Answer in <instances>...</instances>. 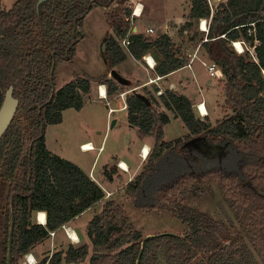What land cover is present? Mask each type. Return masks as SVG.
Here are the masks:
<instances>
[{
    "label": "trees",
    "instance_id": "obj_1",
    "mask_svg": "<svg viewBox=\"0 0 264 264\" xmlns=\"http://www.w3.org/2000/svg\"><path fill=\"white\" fill-rule=\"evenodd\" d=\"M122 1L47 0L38 6V0H16L6 8L0 0V106L11 85L19 99L17 113L0 139V177L10 182L0 264H8L13 218L12 264H19L22 256L51 236L50 231L106 197L104 188L79 164L49 149L46 128L61 123L66 109L81 110L95 79L77 75L56 88L57 63L76 55L84 19L94 6ZM189 1L190 12L180 33L193 31L189 40L200 42L210 61L222 69L233 112L213 125L196 116L188 96L170 87L158 97V84L142 90H133L141 83L129 87L128 122L144 135L154 136L155 148L143 171L127 183L126 193L140 209H167L187 227L183 235L148 239L140 264H264V0ZM119 18L113 22L114 33L104 38L108 70L129 53L139 60L153 54L154 70L160 76L189 63L184 46L168 33L135 32L125 51L119 39L126 35L129 23ZM204 18L210 21L208 32L199 31ZM238 39L247 42L253 53H238L232 45ZM103 82L110 96L126 86L106 75ZM162 105L183 120L188 134L165 140L171 117L159 110ZM196 136L225 145L224 155L219 158L187 146ZM165 160L172 161L167 162L169 167ZM197 184L205 189L217 185L232 201L235 220L217 219L185 202V195L198 189ZM39 211L46 212V224L32 222ZM86 232L93 249L90 264H136L145 236L133 228L124 204L108 199ZM89 252L88 243L70 244L40 264L82 263Z\"/></svg>",
    "mask_w": 264,
    "mask_h": 264
},
{
    "label": "rangeland",
    "instance_id": "obj_2",
    "mask_svg": "<svg viewBox=\"0 0 264 264\" xmlns=\"http://www.w3.org/2000/svg\"><path fill=\"white\" fill-rule=\"evenodd\" d=\"M16 0H3V5L6 8H10ZM145 2V10L141 18L135 20V26H137V32L142 31L147 35L158 36L163 33H168L174 39L177 45H183L184 54L188 57L196 58L204 57V63L206 70L207 65L211 62L205 53L204 48L200 42L189 40L193 31H187L184 34L180 33L181 25L187 20L189 14V0H143ZM220 0H211L212 4L217 3ZM122 5L115 3L114 5L94 6L92 10L86 15L84 19V33L82 39L77 45L76 55L72 60L61 59L56 65L55 83L56 88L63 86L65 83L71 81L77 75H86L92 79L91 93L85 95V103L81 110L75 108H68L63 112V121L56 124H48L46 128V140L51 148H57L61 153L69 158L77 159L84 152L81 150V143L83 141L92 140L93 142L104 141L105 151L100 159V165L108 163L112 157L111 154L117 151L120 156L128 158L133 164L132 171L135 166L140 162L141 158L138 155L139 146L144 140L149 141V137L144 136L143 133L134 126H131L128 122L127 109L123 108V98L121 93L125 92V98L131 93L130 86H124L120 88L116 94L110 96L108 99H103L98 96V89L103 82V78L106 75L111 77L110 70H108L105 60L103 58V44L104 38L108 33H114L113 22L120 20V11ZM154 28V32H148V28ZM202 22L199 23V31H202ZM242 40V39H240ZM239 41V40H238ZM234 49L238 53H246L247 50L253 53V48L248 46L245 42L242 44L243 52L238 51L232 42ZM239 48V47H238ZM204 53V54H203ZM191 55V56H190ZM156 59V58H155ZM198 58H196L197 60ZM207 59V60H206ZM139 60V59H138ZM195 60V61H196ZM143 63L144 59L141 60ZM190 62V61H189ZM129 69L132 71L136 78H146V70L137 64L135 60L130 58L127 61ZM118 69V65L116 67ZM119 70V69H118ZM192 70L185 69L183 74ZM105 74V75H104ZM125 77L132 78L135 84L139 83L133 77L127 75V73H121ZM102 76V79H97ZM193 76V74H192ZM211 76V75H210ZM208 77V76H207ZM212 77V76H211ZM213 78V77H212ZM215 78V77H214ZM210 79V77H209ZM219 79V78H218ZM217 88L214 91L211 99L212 110L209 120L213 125L223 120L225 117L232 114L230 108L225 76L215 82ZM167 84H164V87ZM108 88V85H105ZM138 87V86H137ZM142 90L143 87H139ZM168 111L171 117H175V112L167 110L163 106L158 107ZM112 109V110H111ZM196 110L199 113L196 106ZM116 123L113 125V122ZM189 133V130L183 120L174 119L168 126L165 133V140H172L179 137H184ZM150 136V135H148ZM145 138V139H144ZM150 153L147 156L146 161L141 168L144 167L150 161L155 148V138L151 136ZM97 151H92L86 154L89 158H93ZM85 155V154H84ZM165 160L163 164L169 167L168 163L172 161ZM175 161L173 162V164ZM172 164V165H173ZM170 165V168L172 167ZM104 167V171H105ZM107 171V170H106ZM132 174L126 173L124 175L125 180ZM128 182V181H127ZM127 182L118 180V190L115 193L108 195L107 199L98 204V207L94 211L87 212L78 217L72 223L75 228L79 240L77 243H71L67 239L63 229L58 233L57 239L53 240L50 236L46 241L37 244L29 253L22 256L19 260V264H26L27 256L33 253L39 264L48 257H51L54 253L60 250H65L70 244L75 246H81L85 243L90 245V252L86 260L82 263H67L63 264H90V257L93 254L92 242L87 235V227L89 222L94 217L95 213H99L103 210L105 202L108 199H115L118 203H122L127 210V214L132 222V226L135 229L140 230L146 237L151 234H158L163 232H170L174 234H185L187 227L178 217L174 216L171 211L167 209H140L137 207L131 197L126 193ZM198 189L194 188L190 190L184 197L185 202L193 205L200 210L210 213L214 217L220 220H235L236 209L232 206V201L227 199L223 191L217 186L213 185L212 188H204L201 184H197ZM9 188L10 182L0 177V260L4 257V240L6 235V207L9 200ZM105 197V198H106ZM32 222L38 223V218L34 213ZM65 231V232H64ZM87 235V236H86ZM86 237V240H85ZM63 238L67 241L59 240ZM80 239L81 242H80ZM55 241V242H54ZM164 261V260H163ZM251 264H254L251 262Z\"/></svg>",
    "mask_w": 264,
    "mask_h": 264
},
{
    "label": "crops",
    "instance_id": "obj_3",
    "mask_svg": "<svg viewBox=\"0 0 264 264\" xmlns=\"http://www.w3.org/2000/svg\"><path fill=\"white\" fill-rule=\"evenodd\" d=\"M189 11H190V6H189ZM205 53H206V51H205ZM196 55H197L196 58H198L197 60L195 57L194 58L191 57L190 62L186 66H184V67H182V68H180V69H178V70H176V71H174V72H172L166 76H163L157 82H150L151 79L156 78L158 76L156 74L155 70L152 68H149L145 61H144L145 63H143L141 60H138L137 58H135L130 53L128 54L125 61L118 64V69L121 73H127L128 76L134 78L135 76L133 75L132 71L129 69L130 67L127 65V61L130 58H132L133 60H135V62L137 64L142 66L147 72L146 78H136V77L134 78L136 81L141 83V85L138 86V88L144 87V86H150L151 87L154 84H158L165 91L164 84H167L166 86L170 87L171 89L176 90L177 92H179L181 94L188 96L193 101L194 111H195L196 116L198 118L209 119L211 117V112H213V110H212L213 108L211 105V101H212L211 97L217 88V86L215 85L216 84L215 82L220 81L221 79L214 78V77L212 78L210 76L209 71L206 70V65L204 63V61H205L204 57H198V53ZM185 69L192 70L193 76L190 72L183 74L182 71ZM209 77H210V79H209ZM156 96L158 97L159 95L156 94ZM201 102H205L206 109L208 112L207 114L206 113L202 114L200 112L199 113L197 112L196 106ZM174 119H180V118L171 117V121L165 125V133L167 132L168 126L172 123V121ZM144 136H147L151 139V135L150 136L144 135ZM150 139H149V141L144 140L142 142V144L139 146V150H138L139 156H140V153H141V150L143 149V147L150 149L151 144H152V142H150ZM86 143H90L91 145H93L94 148L93 149H82V146ZM47 145L52 152L57 153V154L65 157V158H68V159L76 162L77 164H79L85 171H87L91 175V177L97 183H99L104 188V190L107 193H112V194L118 190L117 181L123 180V182L126 183L127 181L129 182L130 180H132L137 174H139L141 172V168L143 167V164L147 159V158L143 159L140 156V158H141L140 162L135 166L134 170L132 171V167H133L132 165L133 164L130 162V160L128 158L120 156V153L117 151H115V152H113V154H111L112 159L108 163H103L102 165H100V159L102 158V155L105 151L103 140H101V142H98V143L93 142L92 140L83 141L81 143V150L84 152L85 155L84 154L80 155L79 158H77V159L69 158L68 156L61 153L57 148H51L48 143H47ZM95 150L97 151V153L93 158L92 157L88 158L86 156L87 153L95 151ZM119 161H122L125 163V167L127 170L122 169L118 165ZM104 167L108 172H106V170L104 171ZM130 172H132V174L125 180L124 175L126 173H130ZM110 176L112 177V180H110V178H109ZM107 198L108 197L104 198L103 200H105ZM103 200H100L99 202L94 204L92 207H90L86 211H84L82 214L78 215L77 217H75L71 221L67 222L66 225L72 227L75 230V228L72 226V223L74 222V220H76L78 217L82 216L83 214H85L87 212L94 211V209L98 207V204L100 202H103ZM39 212H42V211H39ZM39 212L35 213L36 216ZM45 214H46V212H45ZM95 214H97V213H95ZM38 221H39V219H38ZM43 224H45V223H43ZM62 230H63V227L55 230V236L53 237V240L57 239L58 233ZM65 235H66L67 239H69L71 241V243L72 242L74 244L77 243L76 241L71 240L67 236L66 233H65ZM81 240L82 239H80V242H81ZM85 240H86V237H85ZM62 241H67V240H64L63 238H61L59 240V242L61 243Z\"/></svg>",
    "mask_w": 264,
    "mask_h": 264
},
{
    "label": "built area",
    "instance_id": "obj_4",
    "mask_svg": "<svg viewBox=\"0 0 264 264\" xmlns=\"http://www.w3.org/2000/svg\"><path fill=\"white\" fill-rule=\"evenodd\" d=\"M209 1L212 4L211 0H209ZM120 4L122 5L121 11H120V17H122L124 19V21L129 23V28L127 29L126 35L119 39V44L125 51L128 52L129 51V47H130L131 42H132L131 36L135 32H137V26H135V24H134L135 20L142 17V15L144 13V10H145V2L143 0H123L121 3H118V5H120ZM127 8L131 10L130 14H128L126 12ZM200 22H202V25H203L202 30L208 32V27H209V22H210L209 19H205L204 18V19H201ZM148 32H154V28H152V27L148 28ZM238 40L233 41V43H234V45H235V47L237 48L238 51H240V52L242 51L243 52V47H241L242 48V50H241L240 48H238L237 43L239 42L240 45L242 46V44L245 43V41L243 39L242 40L238 39ZM143 59H144V61L146 62L147 66L149 68L155 69L157 61H156L155 57L153 56V54L147 53L146 55L143 56ZM207 68H208V71H209V73H210V75L212 77L219 78V79H222L224 77L222 69L218 65H216L215 63L210 62L207 65ZM162 77L163 76L158 75L156 78L151 79L150 82H157ZM105 85L106 84H101L99 86L98 95H99V97H101L103 99H108V94H109L108 93V88ZM163 93H164V89H162V88H160L157 91L158 95H161ZM125 94L126 93L123 92L120 95L123 98L122 100L124 102L123 108L127 109L128 105H127V100L125 98ZM197 108L200 111V113H202V114H205V113L207 114L208 113L207 109H206L205 102L199 103L197 105ZM82 149H85L84 145L82 146ZM148 154L149 153H147L146 148L143 147V149L141 150V153H140L141 157L143 159H146ZM118 165L122 169L127 170L126 167H125V163L124 162L119 161ZM110 194L111 193H108V195H110ZM40 213L41 212H39L37 214V218L39 217ZM62 227L66 231L67 236L71 240L76 241V242L79 240L77 232L72 227L67 226L66 224H64ZM50 235L54 236L55 235V230L54 231H50ZM74 236H76L77 238L75 239ZM26 264H39V261H37V259L33 255V253H30L27 256Z\"/></svg>",
    "mask_w": 264,
    "mask_h": 264
},
{
    "label": "water",
    "instance_id": "obj_5",
    "mask_svg": "<svg viewBox=\"0 0 264 264\" xmlns=\"http://www.w3.org/2000/svg\"><path fill=\"white\" fill-rule=\"evenodd\" d=\"M47 0H38V6L45 2ZM82 39V36L79 38V41ZM105 43L103 44L102 49H105ZM110 75L111 77H113L115 80H117L120 84L126 85V86H130V87H134L135 86V81L132 78L129 77H125L124 75L121 74V72L117 69L114 68L110 71ZM137 87H134L133 90H136ZM19 106V99L17 97L14 96V86L11 85L5 94L4 100L0 106V139L3 137V135L6 133V131L8 130L9 126L11 125L16 113H17V109ZM116 123V120L113 122V125ZM200 137V136H199ZM196 137V138H199ZM195 139V138H194ZM206 143H204L205 145ZM226 147V146H224ZM210 150H215L216 147H209ZM38 223H40L38 221ZM14 229H15V219L13 218L12 224H11V228H10V234H9V246H8V264H12V252H13V243H14ZM164 234H174V233H170V232H163V233H158V234H151V235H147L143 242H142V249L138 255V259L136 264H140L141 262V257L143 254V249L144 246L146 244V241L148 239L151 238H155Z\"/></svg>",
    "mask_w": 264,
    "mask_h": 264
},
{
    "label": "flooded vegetation",
    "instance_id": "obj_6",
    "mask_svg": "<svg viewBox=\"0 0 264 264\" xmlns=\"http://www.w3.org/2000/svg\"><path fill=\"white\" fill-rule=\"evenodd\" d=\"M196 137H199V136H196ZM192 138L190 140H188L186 142V145L189 146L190 148H196V149H199L201 151H205V152H208L214 156H217V157H222L225 153V145H219V144H213L211 143L210 141L206 140L204 137H199V138ZM204 143H206L204 145ZM209 147H216L215 150H210Z\"/></svg>",
    "mask_w": 264,
    "mask_h": 264
},
{
    "label": "bare ground",
    "instance_id": "obj_7",
    "mask_svg": "<svg viewBox=\"0 0 264 264\" xmlns=\"http://www.w3.org/2000/svg\"><path fill=\"white\" fill-rule=\"evenodd\" d=\"M237 45H238V47L242 50V46L240 45V43L238 42L237 43ZM84 148L85 149H93L94 147H93V145H91L90 143H86V144H84ZM146 151H147V153H150L149 151V148H146ZM38 219H39V222L41 223V224H43V223H46V214H45V212L44 211H42L40 214H39V217H38ZM75 237V239L77 238L76 236H74Z\"/></svg>",
    "mask_w": 264,
    "mask_h": 264
}]
</instances>
